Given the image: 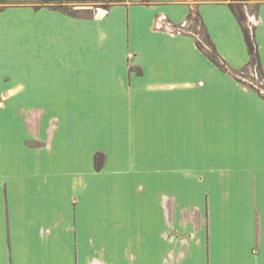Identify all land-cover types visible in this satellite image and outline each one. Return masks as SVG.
Listing matches in <instances>:
<instances>
[{"label":"crops","instance_id":"obj_1","mask_svg":"<svg viewBox=\"0 0 264 264\" xmlns=\"http://www.w3.org/2000/svg\"><path fill=\"white\" fill-rule=\"evenodd\" d=\"M191 15L238 76L229 0H0V264H264V99Z\"/></svg>","mask_w":264,"mask_h":264},{"label":"trees","instance_id":"obj_2","mask_svg":"<svg viewBox=\"0 0 264 264\" xmlns=\"http://www.w3.org/2000/svg\"><path fill=\"white\" fill-rule=\"evenodd\" d=\"M247 3H248V0H229L230 8L232 9V11L234 12V14L237 17L238 21L242 25L244 36H245V40H246V44H247V47H248V50H249L250 61H249L247 67L256 65L259 68V70H260V72H261V74L263 75V78H264V70L262 69V66H261V63H260V57H259V53H258V45H257V43L254 40L253 30L249 29L247 27V25H246L245 5H247ZM55 7L65 11L66 13H68L70 15H76V12L68 10V8L65 5H63V4H58ZM195 17H198V15H196ZM192 18H193V15L190 16V19H192ZM205 36H206V39H207V45L209 46L210 50L205 49L204 46L202 45V43L199 40L197 41L198 48L200 50H202L208 56V58L214 64H216L221 70H223L224 72H229V73L235 74L228 67V65L225 62V60L218 54V52L216 50V47L214 46V44L212 43V41L210 39V36L207 33H205ZM235 77H236V79L238 81L242 82V80L239 78V76L236 75ZM249 86L251 88L255 89L262 96V98L264 99V94H262L261 90H257L252 85H249ZM103 162H104V155L102 153H97L95 155V166H96V169L100 170L103 167Z\"/></svg>","mask_w":264,"mask_h":264},{"label":"rangeland","instance_id":"obj_3","mask_svg":"<svg viewBox=\"0 0 264 264\" xmlns=\"http://www.w3.org/2000/svg\"><path fill=\"white\" fill-rule=\"evenodd\" d=\"M65 6L68 8V10L76 12V16H86L92 12L82 10L78 7L76 8L70 5ZM187 30L195 32L198 35L199 41L202 43L204 48L210 50L209 46L207 45L205 32L201 27V23L198 17L194 16V19L192 22H190ZM238 76L242 80V82L254 86L257 90H261L262 94H264V78L256 65L247 67L243 71H239Z\"/></svg>","mask_w":264,"mask_h":264},{"label":"water","instance_id":"obj_4","mask_svg":"<svg viewBox=\"0 0 264 264\" xmlns=\"http://www.w3.org/2000/svg\"><path fill=\"white\" fill-rule=\"evenodd\" d=\"M101 12H103V11H101Z\"/></svg>","mask_w":264,"mask_h":264}]
</instances>
